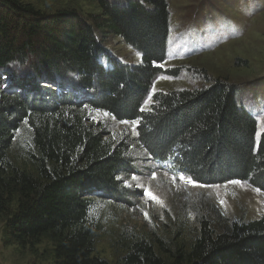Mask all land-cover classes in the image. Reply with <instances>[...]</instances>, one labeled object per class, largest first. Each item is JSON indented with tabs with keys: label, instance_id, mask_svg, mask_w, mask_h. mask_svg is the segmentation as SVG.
<instances>
[{
	"label": "trees",
	"instance_id": "obj_1",
	"mask_svg": "<svg viewBox=\"0 0 264 264\" xmlns=\"http://www.w3.org/2000/svg\"><path fill=\"white\" fill-rule=\"evenodd\" d=\"M100 13L42 15L20 0H0V221L4 242L53 244V264H111L96 256L99 200L127 197L120 178L131 171L125 144L104 136L87 111L137 123V142L152 159L202 185L246 182L264 192V130L216 80L203 90L160 92L168 71V0H95ZM118 37L140 54L127 65L109 53ZM103 59L106 62L102 61ZM29 75H18L17 68ZM32 131L34 173L10 160L23 123ZM130 237L118 264H264V217L234 222L216 234L202 221L190 248L171 250ZM166 255L168 258H164Z\"/></svg>",
	"mask_w": 264,
	"mask_h": 264
},
{
	"label": "rangeland",
	"instance_id": "obj_2",
	"mask_svg": "<svg viewBox=\"0 0 264 264\" xmlns=\"http://www.w3.org/2000/svg\"><path fill=\"white\" fill-rule=\"evenodd\" d=\"M20 1L47 17L62 10H76L84 17L100 13L95 0ZM168 5L171 35L163 69L180 74L175 78L159 75L144 107H149L156 93L203 90L220 80L238 89L237 100L263 131L264 0H168ZM104 45L127 65L140 62V54L118 37L109 36ZM26 71L17 68L18 75L32 74ZM86 117L104 136L125 144L132 171L120 178L127 197L99 200L92 212L97 224L96 256L118 264L132 236L155 242L161 255L157 241L171 250H188L202 221L219 234L234 222L264 217V192L249 182L198 184L176 170L172 159L152 160L137 142V123L118 122L102 111L88 110ZM33 153L32 131L25 122L15 134L10 160L34 173ZM53 263L51 242L43 240L34 248L6 245L0 221V264Z\"/></svg>",
	"mask_w": 264,
	"mask_h": 264
},
{
	"label": "snow or ice",
	"instance_id": "obj_3",
	"mask_svg": "<svg viewBox=\"0 0 264 264\" xmlns=\"http://www.w3.org/2000/svg\"><path fill=\"white\" fill-rule=\"evenodd\" d=\"M188 182H190L191 183V181L189 180ZM234 183H240L239 181H233ZM149 195H151V193H149ZM152 198L153 199H156V197L155 196H152Z\"/></svg>",
	"mask_w": 264,
	"mask_h": 264
}]
</instances>
